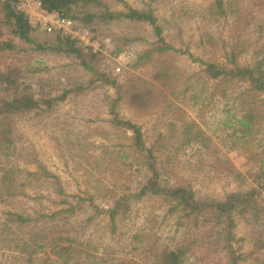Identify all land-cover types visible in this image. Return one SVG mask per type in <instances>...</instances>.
<instances>
[{
    "label": "rangeland",
    "instance_id": "374dc122",
    "mask_svg": "<svg viewBox=\"0 0 264 264\" xmlns=\"http://www.w3.org/2000/svg\"><path fill=\"white\" fill-rule=\"evenodd\" d=\"M102 1L112 11H124L123 2L138 10L151 8L160 24L164 25L166 41L176 49L189 51L193 56L169 52L140 60L157 38L147 23L129 20L89 27L76 22L77 27L71 31L54 24L52 32H47L42 25L46 21L36 17V12L40 13L38 7L30 4L27 12L18 1V9L28 16L33 29V43L17 40V51L2 56L0 67L4 64L20 66L32 93L39 98H54L77 86L85 90L69 94L52 109L44 107L23 114L14 121V131L20 145V168L37 171L35 160L39 161L60 179L66 194L58 195L54 180L44 177L40 181L31 178L25 180L22 177L15 186V196H7L5 187L0 188V264H28L11 247H15L13 241L16 238L24 240L31 231L43 225L40 214L47 215L53 210L68 208L70 204L76 205L80 198L88 199V194L94 193L92 196L96 204L107 209L111 199L105 196L108 193L105 187L113 190L122 183L133 189L137 187L136 184H128L132 168L119 158V152L127 150L131 143V133L112 123L110 108L111 102L117 98L116 89L112 86L88 88L92 74L75 57L36 48L37 43L49 47L59 34L71 38L69 35L74 32L77 34V45L82 51L100 55L97 69L122 86L123 100L118 108L120 116L142 127L149 146L157 145L159 157L172 173V183H188L193 186L198 197L218 200L224 199L230 192L247 191L256 186L249 175L254 169L248 166L244 153L233 148L232 134L235 129L224 124L228 120L224 110L231 104L225 106L219 98H210L208 91L194 96L195 89L205 86L210 91L212 88L211 83L204 85L207 80L201 73V61H223L221 46L216 49L198 46V35L204 24H207L200 16L213 0ZM51 21L55 22V19ZM207 25L216 37L228 42L236 36L234 29L226 25L214 22ZM158 72L166 74L167 88L153 79ZM188 86L193 88L184 97L182 93ZM131 93L145 96L146 106L133 105L129 99ZM236 95L232 94L230 100ZM169 102L178 104L182 111L168 107ZM182 117L195 120L201 126L212 140L210 148L182 145V141L177 138L182 123L177 122L176 129L168 124ZM227 162L242 176L230 173L224 167ZM133 174L136 175L135 172ZM96 193H99V198ZM86 204L83 201L82 206L76 208L70 221L86 219L89 211V208L86 210ZM169 209V204L160 197L135 201L121 230L133 233L147 230L153 225L150 220L156 219L160 228L155 229L159 233L161 229L162 237L170 235L178 239L181 234L179 232L175 235L178 214H169ZM18 216L26 221L21 223L17 220ZM236 220V234L241 239L238 245L245 256L240 264H263L264 251H254L255 244L249 227L241 217ZM108 222V216L104 215L89 224V231L95 233L92 243L100 257L105 248L109 247L110 253L118 259L116 264L140 261L141 253L134 248L136 244L132 246L128 243L130 235L114 240L105 232L98 231L99 226L107 225ZM80 243L77 247H81ZM47 258L56 261H50L49 264H63L51 249L39 252L34 264Z\"/></svg>",
    "mask_w": 264,
    "mask_h": 264
},
{
    "label": "trees",
    "instance_id": "16d2710c",
    "mask_svg": "<svg viewBox=\"0 0 264 264\" xmlns=\"http://www.w3.org/2000/svg\"><path fill=\"white\" fill-rule=\"evenodd\" d=\"M48 12L74 20L85 27L94 24L108 25L120 20L136 23H147L153 28L157 41L147 50L142 58L152 55H165L169 52H181L193 56L189 51L176 49L164 37V25L151 8L138 10L124 3V11H112L102 0H38ZM200 19L207 24L212 22L226 25L234 29L236 36L230 42L216 37L210 26L204 24L198 35V46L216 49L221 46L223 61H201V73L206 78L205 86L196 90L195 95L210 92V98H219L225 106L228 120L225 126L234 128L233 148L244 153L248 166L254 169L249 172L256 186L247 191L230 192L224 199L200 198L192 185L188 183H172V173L168 165L159 157L157 145L149 146L141 126L125 120L118 108L123 100L122 86L97 69L99 54L82 51L75 39L65 35H57L49 47L37 43L39 50H49L57 54L73 56L86 71L92 74L88 88L109 86L116 89L117 98L111 102L110 114L112 123L119 129L131 133L128 149H123L119 157L129 165L131 173L128 184H136V188L123 183L113 188L105 187V196L111 199L109 207L101 208L96 204L94 194L88 199H79L76 205L53 210L50 214L39 215L42 226L31 231L27 238L15 239L12 250L19 252L28 264L37 261L39 252L51 249L63 264H116L117 258L106 247L102 257L93 245L95 233H91L89 224L97 218L107 215V225L99 226L98 231L119 239L130 235L128 243L141 253V260L134 264H240L245 256L240 252L241 241L237 237V217H241L250 229L254 240V251H264V0H213L202 11ZM33 29L28 16L18 9V0H0V58L17 51V40L33 43ZM221 41V43H219ZM246 61V62H243ZM166 74L158 72L153 79L163 88ZM193 88L185 87L182 95ZM82 86L65 90L54 98H39L31 91L26 82L23 69L18 65L4 64L0 67V188L5 187L7 196H15L18 181H40L43 177L54 180L57 194L64 196L60 179L48 171L39 161L37 171L20 168V145L14 131L17 117L41 108H54L71 93L84 92ZM158 92L162 93L158 89ZM192 92V91H190ZM237 94L232 100V94ZM145 96L131 93L129 99L133 105L146 106ZM192 100H196L193 99ZM232 101V102H231ZM168 107H175L178 112L182 108L173 102ZM182 123L179 136L183 146L195 145L210 148L212 140L195 121L180 118L168 124L176 129ZM226 169L237 176L240 172L229 162L224 163ZM136 173L134 175L133 173ZM121 190V191H118ZM99 198V193H96ZM160 197L169 206V214H178L175 237H162L155 228H160L156 219H151L152 226L139 232H124L125 224L132 211V204L144 198ZM87 202L88 215L84 221H70L77 207ZM67 201H63L66 203ZM50 215V216H49ZM39 219V221H41ZM21 223L26 220L18 216ZM81 242V243H80ZM172 242V243H171ZM81 247H77V244ZM92 243V247H91ZM55 263L45 259L37 264ZM264 264V261H263Z\"/></svg>",
    "mask_w": 264,
    "mask_h": 264
},
{
    "label": "built area",
    "instance_id": "2783aa9c",
    "mask_svg": "<svg viewBox=\"0 0 264 264\" xmlns=\"http://www.w3.org/2000/svg\"><path fill=\"white\" fill-rule=\"evenodd\" d=\"M20 2V5L24 7V10H26L28 12V8L29 5H35L38 7L40 13L36 12L37 14V18L38 20H42V18L46 21L43 22L42 25L45 28V30L47 32H52L53 28H54V24L56 26H58L59 28H64V29H68V30H74L77 27V23L69 18H65L60 16L58 13H54V12H48L46 11L43 7L40 1L38 0H18ZM21 8V7H20ZM37 11V10H36ZM55 19V22H52L51 20ZM71 38L75 39L77 34H75L74 32L70 33Z\"/></svg>",
    "mask_w": 264,
    "mask_h": 264
}]
</instances>
